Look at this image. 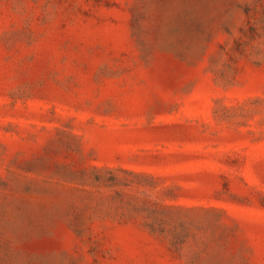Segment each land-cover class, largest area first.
Masks as SVG:
<instances>
[{"label": "rangeland", "instance_id": "374dc122", "mask_svg": "<svg viewBox=\"0 0 264 264\" xmlns=\"http://www.w3.org/2000/svg\"><path fill=\"white\" fill-rule=\"evenodd\" d=\"M0 264H264V0H0Z\"/></svg>", "mask_w": 264, "mask_h": 264}]
</instances>
